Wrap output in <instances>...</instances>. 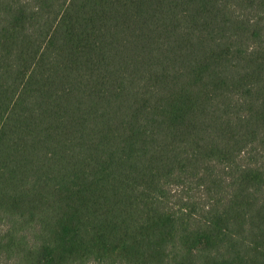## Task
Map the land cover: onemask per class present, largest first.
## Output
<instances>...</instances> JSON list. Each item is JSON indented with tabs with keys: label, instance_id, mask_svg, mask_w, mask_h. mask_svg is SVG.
I'll use <instances>...</instances> for the list:
<instances>
[{
	"label": "trees",
	"instance_id": "1",
	"mask_svg": "<svg viewBox=\"0 0 264 264\" xmlns=\"http://www.w3.org/2000/svg\"><path fill=\"white\" fill-rule=\"evenodd\" d=\"M0 264H264V0H0Z\"/></svg>",
	"mask_w": 264,
	"mask_h": 264
}]
</instances>
